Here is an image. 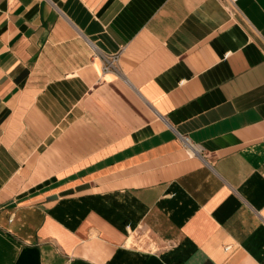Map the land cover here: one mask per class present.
I'll use <instances>...</instances> for the list:
<instances>
[{"label":"crops","instance_id":"obj_1","mask_svg":"<svg viewBox=\"0 0 264 264\" xmlns=\"http://www.w3.org/2000/svg\"><path fill=\"white\" fill-rule=\"evenodd\" d=\"M0 264H264V0H0Z\"/></svg>","mask_w":264,"mask_h":264},{"label":"built area","instance_id":"obj_2","mask_svg":"<svg viewBox=\"0 0 264 264\" xmlns=\"http://www.w3.org/2000/svg\"><path fill=\"white\" fill-rule=\"evenodd\" d=\"M104 72H112L117 70V56H111V57H104ZM184 146L189 150V152L194 156L195 154H199V150L192 144L189 143V140L187 138H182Z\"/></svg>","mask_w":264,"mask_h":264}]
</instances>
